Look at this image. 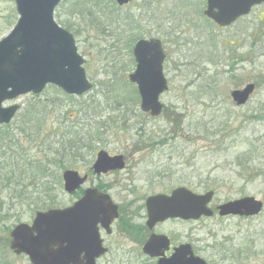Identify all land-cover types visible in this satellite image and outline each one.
<instances>
[{
  "label": "rangeland",
  "instance_id": "rangeland-1",
  "mask_svg": "<svg viewBox=\"0 0 264 264\" xmlns=\"http://www.w3.org/2000/svg\"><path fill=\"white\" fill-rule=\"evenodd\" d=\"M113 2L63 0L54 11L55 23L74 37L91 90L75 97L48 86L22 96L13 102L20 110L12 122L0 127V145H21L35 161L31 167L39 166L40 179L36 187L24 183L29 195L23 203L12 186L0 184V264H30L9 250V232L30 225L37 211L71 206L77 195L64 192L62 173L85 175L99 149L128 158L141 199L184 187L198 195L213 191L216 203L253 197L264 204V6L222 29L203 16L206 0H133L121 8ZM17 19L14 1L0 0V40ZM150 39L163 44L169 85L159 98L164 108L158 118L140 111L136 87L127 79L135 69V43ZM248 84L255 85L251 100L236 107L230 92ZM29 121L35 137L26 130ZM76 137L81 150L64 157ZM13 151L19 150L8 149ZM122 178L102 182L123 186ZM121 190L112 191L117 201L125 196ZM161 231L185 234L210 264H264V209L250 222L171 223ZM222 239L231 240L225 250L233 254L246 249V263L224 258ZM110 247L99 264H138L121 252L134 250L125 237L114 235Z\"/></svg>",
  "mask_w": 264,
  "mask_h": 264
},
{
  "label": "water",
  "instance_id": "water-1",
  "mask_svg": "<svg viewBox=\"0 0 264 264\" xmlns=\"http://www.w3.org/2000/svg\"><path fill=\"white\" fill-rule=\"evenodd\" d=\"M19 16L12 31L0 40V126L14 118L19 107H2L27 94L39 95L51 85L65 94L82 96L91 89L83 68L84 59L79 55L73 36L54 21L55 8L62 0H13ZM132 0H115L123 6ZM264 0H206L203 15L220 28L234 24L247 16L254 6ZM135 70L128 81L135 85L140 100V110L156 118L163 105L159 98L168 91L163 74L165 54L161 41L139 40L133 50ZM254 85L248 84L234 90L230 98L237 106H244ZM122 156L110 157L105 151L97 154L93 173L106 174L124 169ZM87 176L76 171L62 175L63 190L67 194L77 191ZM213 192L198 195L179 187L169 196L156 195L147 199V226L168 219L196 221L211 217L208 208ZM262 202L253 197L227 202L218 207L219 215L256 216L262 210ZM118 218L117 206L111 199L95 189H86L72 206L36 212L31 223L18 224L10 232L9 249L15 255H24L30 264H97L107 250L102 247L98 225L109 232L112 222ZM165 241V244H162ZM163 236H151L143 251L151 258L158 257L166 248ZM157 264H206L193 255L190 245L180 246L170 258H162Z\"/></svg>",
  "mask_w": 264,
  "mask_h": 264
},
{
  "label": "flooded vegetation",
  "instance_id": "flooded-vegetation-1",
  "mask_svg": "<svg viewBox=\"0 0 264 264\" xmlns=\"http://www.w3.org/2000/svg\"><path fill=\"white\" fill-rule=\"evenodd\" d=\"M263 6L264 4L254 7L251 10V12ZM239 20H237L236 23ZM8 104L11 105V103H8ZM100 151H105L110 157H115L119 155L123 156L124 163H125L124 170L110 171L106 174H100V175L94 174L93 165L95 163L97 154ZM92 155H95L94 161L91 163V166L89 167L88 172L85 174L87 176L86 183L89 181L90 186L85 189H83V186H81L77 191L74 192V194L77 195L76 201L82 197L84 190L95 189L98 193L107 195L111 199V201L117 206V209H118V218L115 219L110 225L109 232L103 227H101L100 225L97 226L98 233L102 241V247H104L107 250V252L103 256L97 259L96 261L97 264L102 262L105 258H107L111 254L112 249L110 247V238H112L114 235L118 237V240L121 238V236L129 240V243L131 244V248H134V250L128 249L129 251L126 253H124V250H121V252L126 255L131 254L129 258L136 259V262L138 264H157L158 261L162 258H170L174 254L175 249L179 248L180 246H184V245H191L192 250H193V255L197 258L202 259L206 264H210L203 257L201 252L199 251L196 252L194 250L193 244H190L188 242L187 236H185V234L174 235L171 233H165L161 231L162 226L166 224L174 223V224L185 226L190 221H185V220L176 218V219H168L164 222L157 223L152 228H149L147 226V220H148L147 219V209H146L147 199L154 195H160V194L170 195L172 191H170V193H159V194H154V195L145 196V197L143 196V198L141 199L135 195L136 191L134 189L135 186H133L134 183L132 181V176L130 174L131 172L127 171V169L129 168L128 166L129 160L127 157H125L122 154H113L104 149H99L97 151H94L92 152ZM116 176L118 177L123 176L122 181H120L123 183V186L117 181H115L113 184L102 182L105 178L116 177ZM118 186H121L122 193H125V196L122 198V201L115 200L113 196L112 191L114 187H118ZM227 202L229 201L216 203L215 202V192H213L212 199L210 203L208 204V208L212 212V216L211 217H201L198 220V222L199 223L203 221L205 222L206 220H216L218 222H221L224 220H236V221H241V222H250L253 218L259 217L263 212V211L260 212L255 217L234 216V215L220 216L218 207H220L221 205ZM151 236H163L167 240L166 248L165 249L161 248L159 250L161 254L155 258H151L150 256L146 255L143 251L145 245L147 244ZM208 236L212 237L210 233L208 234ZM214 238H215V235H214ZM220 243H221L220 246L223 248L222 250L226 251L227 252L226 254H228V255L224 254L223 255L224 258H226L227 256L228 257L230 256L231 259L235 258V260L239 263H246V261L248 260L246 249L244 250L236 249L239 252H237L236 254H233V251L231 249L225 250L226 248H230V247H227V243H230V244L232 243L230 239H222ZM162 244H165V241H162ZM117 249L118 247L116 248V250ZM126 264H130V263H126Z\"/></svg>",
  "mask_w": 264,
  "mask_h": 264
},
{
  "label": "trees",
  "instance_id": "trees-1",
  "mask_svg": "<svg viewBox=\"0 0 264 264\" xmlns=\"http://www.w3.org/2000/svg\"><path fill=\"white\" fill-rule=\"evenodd\" d=\"M30 123L31 122L29 121V123L25 124L27 127L26 130L35 137V135L38 134V130L33 129L31 125H28ZM21 130H24L23 127ZM66 135H70V133L67 132ZM66 135H64V137H66ZM70 140L72 143L68 146L67 154L64 155V157L67 156L68 158L78 154L81 150V148H79L80 143L77 141L80 140V137H76L75 140L74 138H71ZM15 147L19 150L18 153L14 151L13 153L8 152L9 148L15 149ZM0 150H2V152H0V184L5 185L7 188L13 187L12 190L16 199L20 203H23V201L27 199L26 196L29 195V193H26L27 187H25L24 183L26 181L28 183L33 182L34 187L38 186L36 184L40 179L35 177V170L39 166L36 168L31 167L35 161H33L29 156H25L22 146L18 145V143L13 142L11 145H8V147L0 145ZM31 170H34L32 171L33 173Z\"/></svg>",
  "mask_w": 264,
  "mask_h": 264
}]
</instances>
